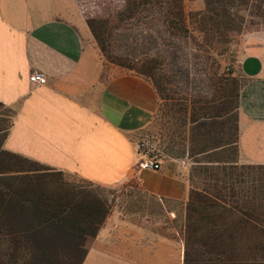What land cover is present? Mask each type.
<instances>
[{"label": "trees", "instance_id": "1", "mask_svg": "<svg viewBox=\"0 0 264 264\" xmlns=\"http://www.w3.org/2000/svg\"><path fill=\"white\" fill-rule=\"evenodd\" d=\"M191 1L102 0L97 4L101 12L87 16L86 23L105 61L150 82L158 98L154 118L162 113L163 100H173L180 113L175 123L186 136L176 155L187 153L195 165L186 199L175 200L182 217L170 211L179 222L182 264H264V165L239 163L240 87L231 94L220 75L212 107L199 106L192 94L173 99L180 89L175 83L187 77V70L172 69L159 58L145 59L136 68L113 50L116 31L150 9L172 36H188L190 24L217 20L231 22L221 36L229 30L239 34L242 10L264 23V0H202L204 9L197 12L186 9ZM92 2L86 7L96 11ZM178 50L170 52L173 58ZM1 110L0 264H83L87 245L109 215L104 188L72 183L60 171L4 150L13 112L0 103Z\"/></svg>", "mask_w": 264, "mask_h": 264}, {"label": "crops", "instance_id": "2", "mask_svg": "<svg viewBox=\"0 0 264 264\" xmlns=\"http://www.w3.org/2000/svg\"><path fill=\"white\" fill-rule=\"evenodd\" d=\"M102 0H0V103L13 112L3 149L100 186L138 177L159 198L184 200L186 182L138 167L135 137L157 112L146 79L102 57L87 8ZM87 13H84L85 9ZM37 71L44 85H32ZM239 162L264 165V30L247 36L237 60ZM106 218L83 264H117L120 237L139 236Z\"/></svg>", "mask_w": 264, "mask_h": 264}, {"label": "rangeland", "instance_id": "3", "mask_svg": "<svg viewBox=\"0 0 264 264\" xmlns=\"http://www.w3.org/2000/svg\"><path fill=\"white\" fill-rule=\"evenodd\" d=\"M186 9L192 12L202 11L204 2H186ZM240 15L244 16L245 23L239 34L229 30L225 36H221L223 30L231 29V22L217 20L211 24H190L192 31L188 36L179 31L172 36L169 34L171 29L160 19L156 10L150 9L124 23L121 29L116 31L112 38L113 50L124 62L133 64L136 68L145 59L159 58L172 69L187 70V77L175 83L180 89L177 95L171 94L173 99H190L192 94L199 106L212 107L220 75L225 79L224 83L228 84L231 94L241 86L242 80L236 75V65L242 55L246 38L254 32L264 30V23L251 16L249 11L242 10ZM209 28L212 33L206 32ZM120 35L124 37L121 38ZM174 49L181 50L180 54L175 55L176 58L170 54ZM226 65L232 66L233 72L226 73ZM162 105V113L135 137V142L146 139L152 157L161 164V169L157 172L166 171L180 182H186L188 194L189 176L195 165L187 153L176 155L180 149L178 143L183 144L186 136L182 129L178 128V123H175L180 113L173 100H163ZM169 150L175 155L167 154ZM158 173L150 172L149 176L156 181ZM65 179L78 184L89 182L74 175H65ZM101 187L104 188L101 194L107 199L110 208L107 217L115 219L129 230L138 232L136 234L139 236L137 242L133 239L131 247L127 245L125 237H120L117 264H182L179 222H174L175 216L170 213L176 212L178 220L182 217L179 202L148 193L138 177Z\"/></svg>", "mask_w": 264, "mask_h": 264}, {"label": "built area", "instance_id": "4", "mask_svg": "<svg viewBox=\"0 0 264 264\" xmlns=\"http://www.w3.org/2000/svg\"><path fill=\"white\" fill-rule=\"evenodd\" d=\"M224 71L226 73L233 72V67L230 65H226L224 67ZM29 82L32 85H44L45 78L43 75L37 71H34L29 76ZM134 150L139 156L138 167L141 170H146L150 172H157L161 169V164L159 160L152 157L151 149L146 139H139L134 144Z\"/></svg>", "mask_w": 264, "mask_h": 264}]
</instances>
